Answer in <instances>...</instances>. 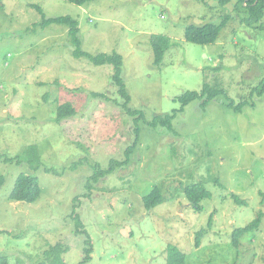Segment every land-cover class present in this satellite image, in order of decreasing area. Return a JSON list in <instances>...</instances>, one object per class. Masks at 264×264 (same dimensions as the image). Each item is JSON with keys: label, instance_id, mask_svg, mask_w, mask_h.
<instances>
[{"label": "rangeland", "instance_id": "rangeland-1", "mask_svg": "<svg viewBox=\"0 0 264 264\" xmlns=\"http://www.w3.org/2000/svg\"><path fill=\"white\" fill-rule=\"evenodd\" d=\"M235 4L0 0V256L9 264H40L45 251L62 244L64 264H78L85 237L75 234V212L93 247L87 264H166L168 246L179 249L186 264H264V92H253L264 82V16L247 26V14ZM32 5L47 19L77 20L82 52L122 57L129 108L143 120L124 112L112 66L74 57L67 27H42ZM225 16L214 44L185 40L189 25L219 24ZM155 36L169 39L161 44L159 66ZM206 85L226 96L182 106L181 95ZM66 103L76 115L56 123L57 107ZM173 113L171 129L148 125ZM136 127L139 140L129 163L88 191L94 165L106 169L111 159L123 160ZM30 146L38 149V169L27 163ZM21 174L39 180L34 203L9 201ZM198 183L211 194L200 211L183 194ZM155 187L164 202L148 210L143 198ZM260 214L257 230L235 247L233 231Z\"/></svg>", "mask_w": 264, "mask_h": 264}, {"label": "trees", "instance_id": "trees-1", "mask_svg": "<svg viewBox=\"0 0 264 264\" xmlns=\"http://www.w3.org/2000/svg\"><path fill=\"white\" fill-rule=\"evenodd\" d=\"M68 3L83 6L87 3L94 2L97 0H64ZM230 0H220L222 4L229 2ZM31 8L35 9L42 16V27H47L52 24L64 25L68 29V36L70 38L71 44L74 47L73 55L76 58L84 57L89 62H91L95 66L102 65H110L113 68L112 73V82L114 86L117 88V94L122 99L123 104L122 108L124 112L130 116L134 117L135 121L143 120V114L139 111H133L129 108L130 96L126 90V86L121 78V67H122V57L116 53L111 55L107 54H98L96 56H91L81 51V41L79 39V23L77 20L71 17H57V18H45L43 11L40 7L32 5ZM235 9L238 12H244L247 14V17L242 21V23L247 26H251L253 24L259 23L264 16V0H236ZM229 16H225L224 20L219 24H205L201 26L197 25H189L186 27L184 31V38L187 42L206 46L210 44H214L221 32V30L225 27L226 21ZM169 41L168 38L165 37H153L151 39V46L155 55L154 64L159 66L161 64L162 56H163V47L161 44H167ZM169 43V42H168ZM253 92L262 93L264 92V82L259 85L258 88H255ZM252 92V93H253ZM218 96H226L225 92L222 89H218L217 87L204 86L200 93L197 92H186L179 97V101L182 106L188 105L193 101L202 100L203 104L206 105L210 101L216 99ZM93 98L107 99L106 95L103 93H93ZM229 107H233V104L228 105ZM242 105H238L241 107ZM238 110V108H236ZM76 115L75 108L73 105L66 103L57 107V116L56 123H62L64 120L70 119ZM175 113L172 115L166 114L162 116H155L152 122L148 123L151 127H165L167 129H171L172 121L174 119ZM135 132V140L131 146H129L124 152L123 160L111 159L108 167L106 169H102L98 164L94 165V175L89 177L86 183V189L91 191L93 184L97 183L99 179L104 178L108 175H111L116 169H120L126 166L129 163L130 156L133 154L139 140V129L137 127L134 129ZM27 163L31 167L39 168L41 164L40 156L38 153V149L36 146H30L24 151ZM1 160V158H0ZM15 158H5L4 162L13 163ZM82 161L78 163H74L71 166V169L75 170L78 164H81ZM45 172L57 175V171L54 169H45ZM184 197L191 204V206L197 210H201L200 203L203 199H210L211 194L205 189L202 183L194 184L188 186L184 189ZM41 195V188L39 185V180L37 177L28 176L21 174L17 177L14 186L9 195V201L12 202H23V203H34L36 202ZM88 198V195H84ZM234 201L237 204H241L237 197L233 196ZM78 198L74 199V202L78 201ZM164 202L163 195L159 187H155L152 191L143 198V203L146 209L150 210ZM244 204V203H243ZM75 209V206H74ZM71 217L75 220V234L84 236V249L83 256L81 261L78 264H87L90 261V256L92 254V244L91 239L84 228L80 218L76 215L75 212L72 213ZM261 220V214L259 217L254 220L252 223L247 225L244 228L235 229L232 233V243L236 247L240 238L244 235L254 232L257 230ZM200 233L197 234L199 236ZM66 249L62 244H57L55 246L50 247L47 251L44 252V260L40 264H64L63 255ZM0 264H9L8 259L5 256H0ZM166 264H186L185 255L176 247L168 246L166 250Z\"/></svg>", "mask_w": 264, "mask_h": 264}]
</instances>
